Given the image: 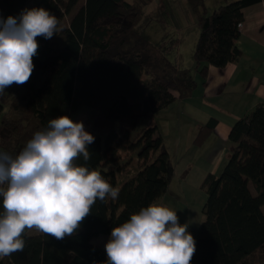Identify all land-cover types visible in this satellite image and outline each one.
Here are the masks:
<instances>
[{"label": "trees", "instance_id": "16d2710c", "mask_svg": "<svg viewBox=\"0 0 264 264\" xmlns=\"http://www.w3.org/2000/svg\"><path fill=\"white\" fill-rule=\"evenodd\" d=\"M30 1L0 0V15L7 19L43 7L57 17L61 30L51 39L37 38L33 73L18 85L24 101L0 100V151L26 146L50 119L68 116L74 121L88 109L95 140L88 145L90 159L81 156L75 163L98 171L114 188L125 153L137 154L139 170L123 181L115 200L97 199L74 235L56 240L26 230L23 251L3 257L0 264H104L105 249L93 239L110 236L131 214L163 199L175 177L158 127L140 129L141 121L191 99L198 83L191 69L174 65L163 45L142 35L147 17L141 6L128 0ZM260 2L237 0L199 19L193 70L203 80L210 67L223 70L239 61L244 11ZM217 123L213 119L203 126L195 144H204ZM130 133L135 137L122 142ZM229 141L234 150L222 175L208 174L201 185L208 196L206 219L189 230L196 241L190 264H264V103L236 122Z\"/></svg>", "mask_w": 264, "mask_h": 264}, {"label": "clouds", "instance_id": "9594fccd", "mask_svg": "<svg viewBox=\"0 0 264 264\" xmlns=\"http://www.w3.org/2000/svg\"><path fill=\"white\" fill-rule=\"evenodd\" d=\"M59 23L43 7L7 19L0 15V94L29 81L37 38L51 39L61 30ZM94 140L83 122L59 116L35 132L15 158L0 151V259L23 251L26 230L63 240L78 231L97 199L118 197L119 188L98 171L75 163L81 156L90 159ZM188 228L175 211L153 202L112 228L104 264H190L196 241Z\"/></svg>", "mask_w": 264, "mask_h": 264}, {"label": "rangeland", "instance_id": "374dc122", "mask_svg": "<svg viewBox=\"0 0 264 264\" xmlns=\"http://www.w3.org/2000/svg\"><path fill=\"white\" fill-rule=\"evenodd\" d=\"M33 0L29 2L32 3ZM135 6H141L145 11L147 19L140 26L142 35L155 44H161L164 47V53L167 58L181 69H191L195 75V79L199 80L200 75L194 72L195 70V47L199 38L200 29L198 26L199 19L204 15L213 13V8L217 9L226 0H128ZM222 1V2H221ZM229 3L234 0H228ZM221 3V4H220ZM83 3H81L82 5ZM228 4V3H226ZM223 4V5H226ZM80 5V6H81ZM77 11V10H76ZM75 11V13H76ZM72 16L67 17L65 25H69ZM0 100L4 103L22 102L24 95L18 85L13 84L5 89L3 94H0ZM8 106L5 107V112H8ZM90 110H82L75 118L76 122H83L85 130L92 134L90 130ZM173 112H159L150 119H145L140 123V129L152 128L157 126L160 134L164 138L167 151L169 148L172 153L173 165L179 169L187 163H191L187 173L188 175L175 177L171 183L167 195L157 203H161L171 210L175 211L179 216L180 223H187L190 229L200 227L205 221L203 213L204 206L208 196L202 190L201 185V169L204 167L202 157L205 151L204 144L201 146L188 144V136L186 128L180 125L176 120L172 126L170 116ZM179 127V128H178ZM136 133L126 134L121 137L122 142L127 143L135 137ZM181 136L183 145L180 147V155L177 154V144L174 143L175 136ZM203 146V147H202ZM25 146L21 144L15 145L12 151L3 150L10 154L13 158L17 156ZM186 151V152H185ZM187 156L182 160L183 153ZM170 155V154H169ZM226 157V156H225ZM218 164L215 169V175L221 176L228 160L226 158ZM179 165V166H178ZM117 168L116 182L117 188L121 186L123 181L134 175L139 170V163L136 153H125L123 161L120 162ZM39 231L31 229V236L37 235ZM110 236H99L93 239V244L102 246L106 244Z\"/></svg>", "mask_w": 264, "mask_h": 264}, {"label": "crops", "instance_id": "0c3cea01", "mask_svg": "<svg viewBox=\"0 0 264 264\" xmlns=\"http://www.w3.org/2000/svg\"><path fill=\"white\" fill-rule=\"evenodd\" d=\"M229 2L226 0L223 4ZM240 31L241 38L237 44L241 52L239 61L229 64L223 70L210 67L206 80L201 76L199 80L196 79L198 87L191 99L178 101L163 110L173 112L169 123L174 126L173 123L177 120L183 125L188 136L187 143L193 145L201 128L211 120H217L215 131L204 143V168L199 173L202 174V182L208 174H216L215 169L225 156L229 160L234 150V145L229 141L232 127L260 103H264V0L245 9ZM174 143L177 144V154L180 155V147L182 149L185 145L180 135L175 136ZM184 153L182 160L187 156ZM169 154L173 162L170 148ZM190 166L191 163L180 169L176 166L175 177L188 175L186 177L189 178L191 172L188 174L187 171Z\"/></svg>", "mask_w": 264, "mask_h": 264}]
</instances>
